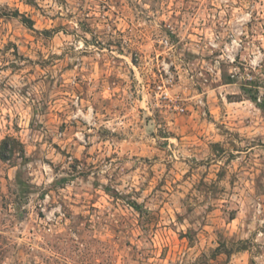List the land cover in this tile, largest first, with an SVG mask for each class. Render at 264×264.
<instances>
[{
  "label": "rangeland",
  "instance_id": "rangeland-1",
  "mask_svg": "<svg viewBox=\"0 0 264 264\" xmlns=\"http://www.w3.org/2000/svg\"><path fill=\"white\" fill-rule=\"evenodd\" d=\"M254 92L264 0H0V264H264Z\"/></svg>",
  "mask_w": 264,
  "mask_h": 264
},
{
  "label": "trees",
  "instance_id": "trees-1",
  "mask_svg": "<svg viewBox=\"0 0 264 264\" xmlns=\"http://www.w3.org/2000/svg\"><path fill=\"white\" fill-rule=\"evenodd\" d=\"M25 21V22H24ZM26 21H28V22H26ZM23 22L26 24L27 23V25H31V22L29 21V20H23ZM249 100L252 102V103H254L257 107H258V109H260L263 113H264V101H262V102H259V98H258V96H257V94L254 92V93H251V94H249ZM1 157L3 158V159H7V154H5V150H4V148L2 149V151H1Z\"/></svg>",
  "mask_w": 264,
  "mask_h": 264
}]
</instances>
